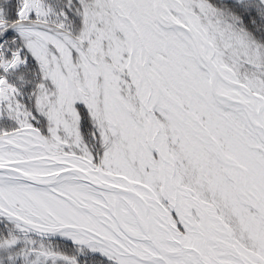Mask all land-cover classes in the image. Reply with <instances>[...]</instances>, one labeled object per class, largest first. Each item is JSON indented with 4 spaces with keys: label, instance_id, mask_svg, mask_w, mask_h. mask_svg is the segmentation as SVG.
Here are the masks:
<instances>
[{
    "label": "rangeland",
    "instance_id": "rangeland-1",
    "mask_svg": "<svg viewBox=\"0 0 264 264\" xmlns=\"http://www.w3.org/2000/svg\"><path fill=\"white\" fill-rule=\"evenodd\" d=\"M178 1L192 26L209 43L208 54L225 76L245 83L264 97V49L232 16L217 11L207 1ZM128 5L148 48L169 64L165 69L171 80L167 82L164 76L162 81L166 93L190 110L194 120L193 131L185 123L180 107L170 105L164 96L156 106L169 151L176 162L180 194L184 200L194 202L212 234L232 244L250 264H264V218L243 189L244 173L218 160L210 140L197 134L199 124L209 129L230 163L249 170L248 187L263 209L264 150L257 147L264 145L258 141L242 110L224 107L210 94L208 72L188 36L158 24L153 0H128ZM89 7H84L87 30L80 38L87 39L88 47L44 26L18 28L48 81L47 87L41 86L37 102L38 112L49 124V137L26 126L7 139L1 138L0 163L33 164L30 171L37 174L55 172L66 165L95 170L93 157L78 132L76 107L83 106L100 127L105 149L99 167L110 175L125 176L140 195L157 197V174L146 165L141 150L143 138L137 123L142 119L126 72L128 56L123 32L114 20L108 0H91ZM172 15L184 21L183 16ZM151 69L161 74L156 65L151 64ZM218 90L239 96L220 80ZM62 189L76 199L91 201L104 215L105 211L112 213L106 198L88 192L80 184L67 182ZM0 215L29 232L85 244L90 252L104 255L117 264L128 254L127 247L117 251L116 243L106 238L107 233L89 218H82L69 201L46 188L25 182L12 181L8 185L0 182ZM194 217L200 224L198 215ZM101 237L104 239L100 240ZM143 247L151 251L149 245ZM215 254L224 262L241 264L220 250H215Z\"/></svg>",
    "mask_w": 264,
    "mask_h": 264
},
{
    "label": "water",
    "instance_id": "water-1",
    "mask_svg": "<svg viewBox=\"0 0 264 264\" xmlns=\"http://www.w3.org/2000/svg\"><path fill=\"white\" fill-rule=\"evenodd\" d=\"M165 1L168 5L170 4V0ZM255 1H259L264 6L263 0ZM108 2L112 14L117 17L120 23L126 26L130 33L126 36L124 31L121 30L123 32V40L128 56L126 69L127 71L131 70L135 75V84L129 77L130 84L135 90V97L139 104L140 112L144 114L147 119L145 141L148 151L151 152L154 161L157 163V174L161 185L160 195L164 198L166 204L172 208V211H169L177 225H169V232H166L167 230L162 226L157 228L146 196L140 195L135 188L131 186L130 181L125 176L110 175L104 172L100 167L95 170H87L78 166L66 165V167L56 170L55 172L32 176L13 167V163H0V173L13 175L16 180L23 181L32 186L46 188L53 192H55L56 189L63 191L62 185L67 182L84 184L98 190L100 193L103 192L111 200V216H113L120 231L124 234L126 233L121 225V221H124L132 230L139 231L141 241L150 245L153 253L149 255L148 259L144 260L145 263L232 264L227 261L224 263L216 256L211 246V244H217L216 238L211 236V232L209 234L203 228H200L196 219L191 216L190 218L186 217V213L183 211L179 188L176 183V162H174L173 156L169 151L167 135L156 112V106L159 103L158 91L161 86L158 84V75L151 69V64L156 65L161 73L163 75L165 74L166 81L168 82L171 78L165 68H167L169 64L159 59V57L148 48L142 31L138 24L131 18V9L129 8L128 0H109ZM153 2L155 17L162 27L169 30L176 29L181 32L183 31L188 36L189 40H191L199 61L208 72L209 91L213 98L218 99V97H220L228 103H234L245 107L250 125L260 128L264 136V97L250 90L245 84L225 76L215 61H213L212 56L206 54V52L201 49V43H207V41L203 39L200 32L192 26L184 10H172L173 13L182 14L184 21L181 23L173 17L172 11L166 7L164 0H153ZM161 13H163L164 16H161ZM159 16L163 18V21L158 18ZM132 51L136 53V60L132 57ZM217 79L227 87L236 89L248 100H252L253 103H255L257 122L249 117L252 115L253 109L245 101L241 100L242 98L240 99L238 96V100L236 97L230 94H224L217 89L215 83ZM175 103L181 108L182 113H186V109L177 102ZM187 113L190 116L192 114L190 110L187 111ZM200 127L202 128L203 135L209 139L210 143L214 146L218 155V160H220L224 166H234L244 173L243 189L245 193L252 197L256 204L257 212L264 218L262 203H260L258 197L248 188V180L250 177L249 170H247L245 166L230 163L226 159L222 149H220L217 140L211 136L209 130L201 124ZM58 195L73 204L75 208H79L80 205L70 197L67 198L60 193H58ZM119 205L125 208L124 212L118 210ZM83 210L89 213L91 212L97 219L104 218L112 223L109 217L103 213L96 212L91 207H83ZM110 229L114 231V226L110 227ZM114 233L123 242H128L134 251L137 250V244L135 245L132 241H129L128 238L120 236L116 231H114ZM103 239L104 237H101V240ZM223 245L241 261V264H250L246 259H243L238 249L232 244L225 242Z\"/></svg>",
    "mask_w": 264,
    "mask_h": 264
},
{
    "label": "trees",
    "instance_id": "trees-1",
    "mask_svg": "<svg viewBox=\"0 0 264 264\" xmlns=\"http://www.w3.org/2000/svg\"><path fill=\"white\" fill-rule=\"evenodd\" d=\"M217 11L227 13L239 27L264 49V6L259 1L205 0ZM91 0H0V139L9 138L26 126L49 137V124L38 112L45 74L31 54L20 26H44L57 34H66L77 44L87 30L84 7ZM243 83V82H242ZM245 84V83H244ZM81 141L99 167L103 156L100 127L91 112L77 106ZM159 118V116H158ZM160 119V118H159ZM51 256V257H49ZM0 264H116L101 254L90 252L85 244L61 237L44 236L24 230L0 215Z\"/></svg>",
    "mask_w": 264,
    "mask_h": 264
},
{
    "label": "bare ground",
    "instance_id": "bare-ground-1",
    "mask_svg": "<svg viewBox=\"0 0 264 264\" xmlns=\"http://www.w3.org/2000/svg\"><path fill=\"white\" fill-rule=\"evenodd\" d=\"M109 1V0H108ZM264 2V0L262 1ZM164 4L166 5V7H168L169 10H173V11H181L182 10V5L180 4V2L178 0H170V4L168 5L167 2L164 0ZM173 11H172V14H173ZM176 15L178 16H182L181 14L179 13H175ZM161 16H164L163 13H161ZM159 19H161L163 21V18H161L160 16L158 17ZM114 20H116V24L119 25V29L120 31H124L125 35H129V31L127 30L126 26L123 25V23H120L119 20H117V17L114 16ZM158 24H160V22H158ZM161 25V24H160ZM201 49L206 52V54H208L210 51H211V47L209 45V43L207 42H202L201 43ZM132 57L134 60L137 59V56H136V53L132 51ZM155 71V72H154ZM153 72L156 73L158 75L157 79L158 80V84L161 86L160 87V90L158 91V96H159V100L161 101L162 97L164 96V98L170 103V105L172 106H177L175 102H177L175 100V98L173 99L171 96H168V94L166 93L165 91V88H164V85L162 84V81H164V76L165 74L163 75L162 73L160 74L159 71H156L154 70ZM127 72V75H128V78L130 77L132 82L135 84L136 80H135V75L134 73L131 71V70H128L126 71ZM216 83V86H217V89H218V79L215 81ZM174 86H178L177 84H174ZM186 86V85H185ZM234 91H236L238 94H239V97L241 100L245 101L252 109H253V112H252V115L249 116L251 119L253 118V120L255 122H257V114H256V106H255V103H253V101L251 100H248L247 98H244V95L242 93H239L236 89L232 88ZM239 100V98H236ZM217 101V103H219L220 105L224 106V107H227V108H232V109H235V110H238V111H243L244 112V115L246 116V119L248 121V124L249 126L250 123H249V120L247 118V111H246V108L243 107L242 105H237V104H234V103H228L227 101H225L224 99L218 97V99H215ZM159 104V103H158ZM187 111V110H186ZM140 113V118L142 119L141 122H138L137 124L139 125V130L141 131V138H143V144L141 147V150L142 152L145 154V163L146 165H148L151 169V171L153 173H156L157 174V163L153 162V156L151 154V152L148 151L147 149V146H146V141H145V138H146V127H147V119L146 117L144 116V114H141ZM182 113V112H181ZM182 117H184V120H185V123L190 127L192 128V130L194 131L195 128H193L194 126V120L193 118L188 115V113H182ZM263 118H264V115H263ZM264 120V119H263ZM251 128L253 129L254 133H255V136L257 137L258 141L260 142V144H263L264 145V136H263V132L260 130V128L258 127H255V126H251ZM197 134H201L203 135L202 133V128H200V131L197 132ZM260 151H263L264 150V146H258L257 147ZM37 163H41V161L37 162ZM33 164H23V163H15L13 162V167L21 170V171H24L25 173L29 174V175H41V174H37L35 172H31V166ZM46 173V172H44ZM42 173V174H44ZM151 177V176H150ZM152 178V177H151ZM151 178L149 179V182L151 184ZM20 182L22 183L21 181L19 180H16L15 177L13 175H7V174H4V173H0V182H4V184L8 185L10 184L11 182ZM157 182H158V185H159V192H158V195L157 197L155 196H152V195H145L146 198L148 199V205L151 209V214L153 215V218L155 220V226L158 228L159 226H162L164 229H166L167 231L166 232H169V225H177L175 224V221L173 220V217H171V214H170V211H172V208L170 206H168L164 200V198L160 195V188H161V185L159 183V179H158V174H157ZM77 184V183H76ZM80 184V183H78ZM77 184V185H78ZM82 188L86 189L88 192L91 191L92 193H96V194H99V195H102L104 198L107 199V201L109 202V205L111 206V200L109 197L106 196V194H104L103 192H99L98 190L90 187V186H86L84 184H80ZM49 190V189H48ZM52 193H54L55 195H58V193L60 194H63L64 196H66L67 198L70 197L72 200H74L76 203H78L80 206L79 208H75V210L81 214L82 218H89V220L101 231L107 233L106 235V238L109 239L111 242H113V244H115V248L117 251H120L121 248H124V247H127L128 248V254L124 255L121 257L120 259V263L121 264H128L129 262L130 263H138V262H141V263H145L144 260L148 259L149 255L153 253V251H149V250H145L143 245H149L148 243H145L143 241H141V236H140V233L138 230H132L130 227H128L127 229L124 227V231H126V233H122L121 231H119V229L117 227H119L116 223H115V220L114 218L111 219V214L110 213H107L105 211V215H107V217H109L110 220H112V223H110L108 220L104 219V218H100V219H97L93 216V214L90 212H87L86 210H83V207H91L93 208V210H95L96 212H102V210H99V208L94 205L91 201L89 202L88 200H83V199H76L74 198L72 195L64 192V191H61L60 189H56L55 192H53L52 190H50ZM179 195L181 197V202H182V206H183V211L186 213L185 216L190 218L193 217L195 219V214L198 215L199 217V220H200V224H199V227L200 228H203L207 233L210 234V230H208V228H206L205 226V217H203V214L200 212V210L197 208V206H195L194 202L193 201H189V200H184L183 196L180 194L179 192ZM59 196V195H58ZM61 197V196H59ZM248 197L251 199L252 197L250 195H248ZM62 198V197H61ZM63 199V198H62ZM67 201V200H66ZM73 205V204H72ZM74 206V205H73ZM112 208V207H111ZM257 208V207H256ZM111 212V210L109 211ZM167 224V225H166ZM114 226V231L117 232V234H119L120 236L122 237H126L128 238L129 241H132L135 245L137 244L138 245V248L136 251H134L130 245L128 244V242H123L122 240H120L114 233V231H112L110 229V227ZM212 237L216 238L217 240V244L214 246L213 244H211V246H214L213 247V251L215 252V250H220L224 253H226L227 255H230V257H232L234 260L238 259L237 257H235V255L229 251V249H227L226 247H224L223 243H225V239L219 237V235H216V234H211ZM189 239V238H188ZM191 240V239H190ZM150 246V245H149ZM225 248V249H224ZM244 259V258H243ZM239 260V259H238ZM240 261V260H239ZM222 262H224L222 260ZM241 262V261H240ZM226 263V261L224 262ZM249 263V262H248ZM148 264V263H146ZM155 264H161V263H155Z\"/></svg>",
    "mask_w": 264,
    "mask_h": 264
}]
</instances>
